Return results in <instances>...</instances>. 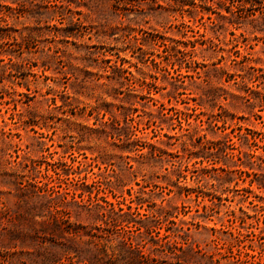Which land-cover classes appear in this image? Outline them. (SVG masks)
I'll return each instance as SVG.
<instances>
[{
  "label": "rangeland",
  "instance_id": "obj_1",
  "mask_svg": "<svg viewBox=\"0 0 264 264\" xmlns=\"http://www.w3.org/2000/svg\"><path fill=\"white\" fill-rule=\"evenodd\" d=\"M0 264H264V0H0Z\"/></svg>",
  "mask_w": 264,
  "mask_h": 264
},
{
  "label": "trees",
  "instance_id": "obj_2",
  "mask_svg": "<svg viewBox=\"0 0 264 264\" xmlns=\"http://www.w3.org/2000/svg\"><path fill=\"white\" fill-rule=\"evenodd\" d=\"M260 1V0H259Z\"/></svg>",
  "mask_w": 264,
  "mask_h": 264
}]
</instances>
